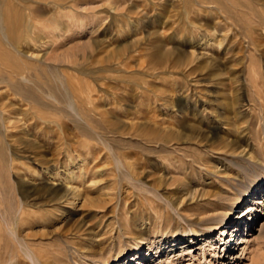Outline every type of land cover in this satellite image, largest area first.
<instances>
[{"label":"rangeland","instance_id":"obj_1","mask_svg":"<svg viewBox=\"0 0 264 264\" xmlns=\"http://www.w3.org/2000/svg\"><path fill=\"white\" fill-rule=\"evenodd\" d=\"M48 2L0 45V264H264V0Z\"/></svg>","mask_w":264,"mask_h":264},{"label":"bare ground","instance_id":"obj_2","mask_svg":"<svg viewBox=\"0 0 264 264\" xmlns=\"http://www.w3.org/2000/svg\"><path fill=\"white\" fill-rule=\"evenodd\" d=\"M48 5H49L48 0H0V45H3V46L8 45L13 51H15L17 54L22 56L23 54L20 53V50L18 48L23 46V44L26 43V41L30 38L33 30L38 25L39 19L36 16V12H38V10L41 9L40 8L41 6L43 9V6L46 7ZM37 15H38V13H37ZM31 38L33 39V37H31ZM216 44H218V43L216 42ZM0 48H1V46H0ZM157 56L162 57V54L158 53ZM14 150H16V149H14ZM12 154H16V152L14 151ZM26 158H28L29 160H32V162L33 161L36 162V160H37L35 158V155H33V156L28 155ZM253 187H254L253 183H251L249 186L245 187L241 192L242 193L241 198L238 201H236L234 205H238V203L243 202L244 200H247L248 198H251L254 194L259 195V193H261L264 190V177H263V179H261V184L259 185V187L258 186L254 187V188ZM48 190L51 194V199H54V198L59 199V200L64 199L65 201L68 199L69 194L71 193V191L68 189V187L66 188V187L51 186V187H49ZM252 209L253 208L250 207V204H249L248 210L251 211ZM221 215L222 216L217 217L214 220H211L209 226L206 228V231H212V230L222 231V233L225 234L227 231L226 228H228L230 225L231 226L229 227V229L232 228L233 226L238 227L242 223V220H243L242 219L243 215H241V214L237 215V217L234 218L236 220L235 223H233L235 220H232V218L230 217V215H231L230 213L225 212ZM239 230L240 229L234 230L235 233L233 234V237L236 234V231H239ZM255 231H258L257 238L264 236V221H260V225ZM242 233L243 232H240V235H239L240 240L238 242H235L233 245L230 243L226 244L229 252L224 253L222 251L221 254L219 253V255H217V259H218L217 263L218 264H228V263H224V261L227 259L232 260L234 257L236 258L237 255L234 252H236L238 249H239V251L244 250L245 244L248 242V236H252V234L246 233L245 237H243ZM193 234L195 236H198L197 231L193 232ZM230 240L233 241L234 239H230ZM156 252H159V250H157ZM123 256L124 255H122L121 257H123ZM157 257L158 258H156L155 260H151V258H149L147 260L149 262L146 263V261H145L144 264H156V262L159 260V256H157Z\"/></svg>","mask_w":264,"mask_h":264}]
</instances>
